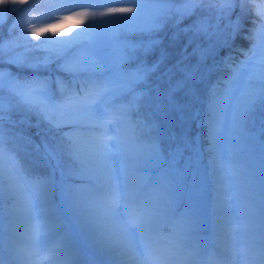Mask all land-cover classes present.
I'll use <instances>...</instances> for the list:
<instances>
[{
  "label": "trees",
  "instance_id": "obj_1",
  "mask_svg": "<svg viewBox=\"0 0 264 264\" xmlns=\"http://www.w3.org/2000/svg\"><path fill=\"white\" fill-rule=\"evenodd\" d=\"M82 0H30L32 9H38L33 16L28 13L8 12V23H5L0 31V39H4V44L9 42V27L15 17L21 15L26 22L18 27L17 37L23 39L25 35L31 40L30 28L39 19H52L61 10L71 7ZM111 0H90L93 5H100ZM113 1V0H112ZM118 1V0H115ZM150 4L156 10L166 7L170 11L163 13L158 22L161 27L154 33L131 32L122 34V39L113 41L116 51L112 61L118 56V46L120 43L141 44L151 39H159L161 43L155 46L150 52L144 53L139 50L135 54L137 63H147L151 65L156 60L161 59L158 71L153 74L150 81L152 95L147 99L141 108V117H159L161 123V148L164 153L163 159L157 161L153 167L144 165V171L157 173L163 171L162 190L171 196L170 204L174 209V227H165L166 234L172 231L186 235V238L204 237L209 234L211 225V192L213 191V178L211 170L208 168V160L205 155L202 162L191 172L185 166L180 172L173 167L170 160V152L181 144L183 131L189 129V133L195 136L197 141L203 143L207 134V125L201 126L195 116L207 120V106L211 100V91L217 87L222 92L226 81L236 78V69L246 60L252 59L257 50L263 44L260 35L261 24L251 15H245L240 6L237 5L232 11L225 13L222 17L217 15L210 21L204 17L209 13L207 9H197L190 15L179 16L175 11L181 6V0H135ZM4 0H0L3 3ZM222 2L228 0H214L217 7ZM62 5V6H61ZM61 6V7H60ZM229 6V5H228ZM156 14L132 15L126 17L107 16L105 23L112 33L117 26L127 25L134 28L141 25L145 17ZM4 15L0 10V16ZM204 25L207 26L204 30ZM89 39L91 47L94 48L91 38L79 29L70 31L57 30L51 33L42 34L45 38L39 42V47L56 48L63 46L59 39ZM8 49L5 48L7 53ZM82 51V50H81ZM77 55L72 52L70 59ZM202 58V59H201ZM8 56L5 55L0 60V71L10 75L18 82L29 81L35 77H47L53 81L57 78L67 81L74 89L81 79H88V75L73 78L63 72L54 61L47 67L32 68L26 64L17 65L7 62ZM98 62V61H97ZM99 63V62H98ZM196 69L197 88L196 95L187 98L186 107L183 111V119L178 118L177 114L170 111H157L159 104L158 90L165 87L169 77L175 78L181 69ZM114 73H106L102 79L111 78ZM259 88L254 93L247 107L243 109V120L237 136L240 142L236 148V159L243 161L250 158L253 164L254 183L248 185L249 200L253 203L252 227L257 235H264V78L255 82ZM53 99H60V94L53 85ZM93 95L95 90H92ZM71 106L64 107L69 108ZM63 108V109H64ZM105 108V104H104ZM56 115H53L55 117ZM139 119V117H135ZM50 122L54 120L44 118L43 114L35 111L28 106L23 98L17 93L0 89V125H7L5 134L8 136L7 147L13 152L20 165V170L24 178L31 182L44 181L48 178L53 179V197L55 202H59L66 195L77 196V188L82 183L95 181L87 178H80L74 173L77 165L68 155L69 147L65 137L68 129L54 127ZM64 123H61V127ZM173 135L168 136V131ZM71 133L78 137L92 138L99 135L93 129L80 125L69 129ZM243 133L241 136L240 134ZM226 138L221 139L220 146L226 149ZM247 182V176H242ZM166 178L168 182L164 179ZM248 184V183H247ZM13 189L6 176L0 173V227L10 219V215L5 210V205L9 204L13 197L8 194V190ZM68 214H71L68 212ZM116 236L108 242H99L100 248L104 252L117 250L118 255L109 258L114 264H124L126 262V247ZM85 248V246H84ZM123 249V250H122ZM122 250V251H121ZM123 253V254H122ZM14 264H19L14 262Z\"/></svg>",
  "mask_w": 264,
  "mask_h": 264
},
{
  "label": "rangeland",
  "instance_id": "obj_2",
  "mask_svg": "<svg viewBox=\"0 0 264 264\" xmlns=\"http://www.w3.org/2000/svg\"><path fill=\"white\" fill-rule=\"evenodd\" d=\"M111 3H117L112 6L137 8L135 15L146 16L155 11L153 6L142 1L111 0L93 5L90 0H82L61 10L52 19H39L34 26L55 24L51 32L79 29L94 44V48L86 54L103 65L112 61L111 57L116 51L113 41L106 38L109 34L105 23L107 16L90 14L67 21L63 17L66 12L81 7H92L88 9L90 13L106 11L95 8H104ZM182 7L185 4H181L178 9ZM217 7L226 8L228 2H222ZM209 13L204 17L206 21L217 15ZM260 35L264 41V28ZM262 64L264 42L252 59L246 60L236 69L234 86L238 92L234 102L239 103L242 110L259 88L255 82L264 78ZM13 81L16 80L6 74L0 89L16 93L12 90ZM28 106L39 111L36 105ZM103 109L104 103L96 101L93 111ZM73 111V106L60 110L49 109L47 117L65 123ZM6 129L7 125H0V173L8 178L13 188L8 190L13 200L5 205L10 219L0 227V264H114L109 253L115 251L112 256H116L117 250L104 252L99 242H108L116 236H119L117 240L121 245L126 247L124 264H215L216 259L222 260L223 264H264V235L257 237L253 233L252 203L248 199V184L241 175L233 174L230 170L222 171L219 184L212 181L209 234L205 239L195 237L190 240L179 231L170 235L164 231L165 227H174L175 217L170 204L171 197L161 189L163 171L156 174L139 173L143 176L140 198L146 208L135 214L126 212L122 206L124 189L121 186L126 181L129 186L136 181L134 175H125L122 156H115L108 162L110 171L104 187L106 205H101L96 199L100 189L91 182L80 184L77 196L66 195L55 202L52 179L31 183L24 178L18 161L7 147ZM108 135L111 136V133ZM77 139L83 147L90 146L91 138ZM238 146L235 145V148ZM80 187L82 191L78 190ZM211 251L215 257L210 256Z\"/></svg>",
  "mask_w": 264,
  "mask_h": 264
},
{
  "label": "snow or ice",
  "instance_id": "obj_3",
  "mask_svg": "<svg viewBox=\"0 0 264 264\" xmlns=\"http://www.w3.org/2000/svg\"><path fill=\"white\" fill-rule=\"evenodd\" d=\"M185 7L175 10L179 15H190L197 9H207L209 12L217 14V18L232 11L237 5L245 15H251L260 21L264 28V0H228V7L218 8L214 6V0H181ZM111 3L104 8L106 11H96L90 13L88 9L92 7H81L73 11L66 12L64 21L95 15L98 17L113 16L126 17L137 13V8L112 6ZM62 6V5H61ZM60 6V7H61ZM0 10L4 15L0 16V31L5 23H8V12L28 13L33 16L38 9H32L30 0H4L0 3ZM170 11V8L161 7L155 10L154 15L145 17L141 25L129 28L127 25L117 26L112 33L107 34L110 41H119L122 34L139 31L154 33L161 24L159 17ZM25 18L19 15L15 17L9 27V42L4 44V39H0V60L8 56L9 64H26L32 68L47 67L54 61H60L58 67L73 78L88 75V79H81L79 84L73 89L65 80L57 78L55 81L47 77H35L25 82H12V90L20 95L23 100L32 105L38 106L44 118L48 115L49 109H63L66 106H73L74 111L68 120L61 127V122H50L54 127L65 128V137L68 142V155L77 165L74 173L80 178H87L95 181L100 189L96 194V199L101 205H106L104 196L105 182L110 171L109 160L115 156H122L124 159L123 171L125 175L132 174L136 181L131 186L127 181L121 187L124 189L123 207L126 212L135 214L146 208L145 202L141 200V185L143 176L139 173L144 171V165H153L163 159L164 153L161 148V123L159 117H141V108L144 102L152 95L150 86L151 77L155 74L161 59L156 60L151 65L147 63H137L135 54L142 50L145 54L159 45V39H151L141 44L120 43L118 46V56L114 61L103 65L86 54L91 47L89 39L72 37L71 39H59L63 46L50 48L39 47L42 33H51L55 24H47L43 27H31V40L25 35L23 39L17 37L19 26L25 24ZM207 26L204 25V30ZM5 48L8 49L7 53ZM82 50V51H81ZM77 55L70 59L71 53ZM202 59V58H201ZM264 74V64L261 65ZM114 73L111 78L102 79L106 73ZM6 73L0 71V85L4 81ZM236 78L226 81L225 88L221 92L217 87L211 91V100L207 106V120L195 116L201 126L207 125V134L203 141L207 147L197 141L195 136L189 133L192 126L190 124L181 136V144L177 145L170 152V160L173 167L180 172L185 166L191 172L196 169L206 155L208 168L211 170L213 180L219 184L222 171H231L233 174L247 176V183H254L253 164L250 158L243 161L236 159L237 153L235 145L240 142L237 131L240 129L243 120V110L239 103L234 102L237 98L238 89L234 86ZM60 94V99H53V85ZM197 77L196 69H181L175 78L169 77L165 87L158 90L159 104L157 111H170L183 119V111L186 107V100L196 95ZM95 90L93 95L92 90ZM96 101L105 104V108L99 112L93 111ZM139 117V119H135ZM88 127L99 133L93 136L90 146L85 148L69 129L74 126ZM111 133V136L108 133ZM171 137L173 132L168 131ZM241 136L243 133L240 134ZM226 138L228 143L226 149L220 147V141ZM167 182L168 180L164 178ZM78 190L82 191L80 187ZM37 219L39 217L37 216ZM20 252V250L18 249ZM21 254V253H20Z\"/></svg>",
  "mask_w": 264,
  "mask_h": 264
},
{
  "label": "bare ground",
  "instance_id": "obj_4",
  "mask_svg": "<svg viewBox=\"0 0 264 264\" xmlns=\"http://www.w3.org/2000/svg\"><path fill=\"white\" fill-rule=\"evenodd\" d=\"M28 225H31V222H28ZM23 228H27V226L26 227H23ZM29 228L32 229L31 226H29ZM210 256L215 257V253L213 251H211L210 252ZM215 264H223V262H222V260H217L216 259V263Z\"/></svg>",
  "mask_w": 264,
  "mask_h": 264
}]
</instances>
